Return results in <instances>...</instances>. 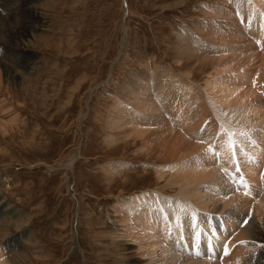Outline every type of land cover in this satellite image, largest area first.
Listing matches in <instances>:
<instances>
[{
  "label": "rangeland",
  "instance_id": "1",
  "mask_svg": "<svg viewBox=\"0 0 264 264\" xmlns=\"http://www.w3.org/2000/svg\"><path fill=\"white\" fill-rule=\"evenodd\" d=\"M30 1H39L32 6L39 8L29 12ZM2 3L0 0V16L9 17L12 26L8 64L27 72L14 80L1 73L5 82L0 87V104L6 111L0 109V204L7 214L0 219V259L8 252L10 264H131L142 258L144 243L154 255L159 254L156 246H162L172 225L161 226L132 200L155 190L173 196L179 191L167 185L173 170L166 168L165 157L149 156L139 140L121 138L109 145L105 141L115 133L107 123L114 104L120 105L118 117L124 122L151 128V120L134 106L138 89L124 86L125 82L130 86L138 82L135 72L143 80L155 68L153 72L165 80L153 85V91L167 86L171 108L162 109L167 128L199 146L186 165L195 164L198 170L200 162L216 169L228 164V159L236 164L247 154L256 158L254 147L264 148L263 132L261 138L256 136L258 130L253 126L264 119V12L254 0H12L10 10ZM28 18L37 29L35 40L28 36L26 26L19 25ZM179 34H184V44L193 50L191 57L204 60L202 65L191 68L184 46L177 48ZM20 39L29 42L22 49L15 47ZM218 63L222 66L216 67ZM242 69L248 75L244 85L240 84ZM226 80L240 93L258 92L251 99L259 104L254 109H262L257 119L240 112L243 102L241 106L233 99L232 104L218 101L222 93L228 94L214 84ZM212 85L218 91H211ZM153 91L150 102L155 107L158 102ZM234 104H240L239 108ZM224 121L234 125L227 127ZM210 128L215 130L214 140L208 139ZM224 133L243 137L235 157L228 154ZM150 159L157 161L151 163ZM69 160L72 165L66 167ZM247 162L239 161L242 172ZM116 163L127 164L131 170L123 176L107 174L105 166ZM144 163L146 167H142ZM159 168L162 173L169 171L162 181L155 173ZM246 186L252 193L248 203L254 212L251 217L264 225V214L258 209L264 205V188L254 195L250 182L242 183L244 189ZM254 197L261 200L253 201ZM231 234L229 242L234 240ZM257 247L264 251V245ZM257 264H264V259Z\"/></svg>",
  "mask_w": 264,
  "mask_h": 264
},
{
  "label": "bare ground",
  "instance_id": "2",
  "mask_svg": "<svg viewBox=\"0 0 264 264\" xmlns=\"http://www.w3.org/2000/svg\"><path fill=\"white\" fill-rule=\"evenodd\" d=\"M1 1L3 2L1 4L2 7H4L6 10H10V4H11L12 0H1ZM38 2L39 1H36V3H38ZM29 3L31 5L30 10H28L29 12H31V10H33L34 8H39L38 5L35 7H32L36 3H34V2L31 3V1ZM254 3L257 6L258 5L262 6L261 9L264 12V0H254ZM175 5H177V4H175ZM24 12L26 13V11H24ZM24 12H23V14H24ZM21 16L22 15H20V17ZM256 17H257V15L255 14L254 20L256 19ZM8 18L9 17L5 18L3 16H0V46H1L0 48L2 49V51L0 50V56H1L0 57V87L4 81V79H3L4 77L2 76L3 72H5L6 77L9 76V78L11 77L13 80L18 79V77L19 78L23 77L25 75V73L27 72L25 70V68H23V67L21 69L14 70L11 68V66H10L11 64H8L9 56H10L9 52L11 51L10 49H11V46L13 45L12 44L13 41L11 40V34H9V31L10 32L12 31V29H10L12 26L11 27L9 26V25H11V23H10L11 20ZM21 18H23V17H21ZM225 18H227V17H225ZM22 20H20V21H22ZM18 21H19V19H18ZM19 25L20 26H26L25 29L28 30V34H29L28 36L32 40L36 39L37 29H36L35 24H33L31 22V19L28 18L24 22H22L21 24L19 23ZM212 30H213V28H212ZM262 30L264 31V25L262 27ZM238 33H237V35H238ZM183 35L184 34H179V36L177 37V39H178L177 40V46H178L177 48H181L184 46V49H185L184 53H187L186 55L185 54L184 55L188 59V62L191 64V68L195 67L196 65H202L204 63L203 59H200V57L199 58L196 57L195 59L191 57V55L193 54V50L189 49V47L184 44ZM218 35H219V33H218ZM241 36H243V35H241ZM218 37H220V36H218ZM260 37H262V36H260ZM225 38H227V40L229 39L228 37H225ZM241 39H242V37H241ZM37 40H40V38H37ZM235 40H237L236 37H235ZM25 41L28 42L27 40H25ZM25 41L20 39V41L15 43V47L22 49V46H24V47L27 46ZM233 41L234 40L231 41L232 44H233ZM125 44H126V40L124 41V44L122 45L121 52L125 49ZM211 44H212V42H211ZM238 55H240V54H238ZM244 55H246V54H244ZM247 55H249V54H247ZM240 56H243V54H241ZM193 57H195V56H193ZM236 57H238V56H236ZM232 58H234V57L232 56ZM240 60H241V58H240ZM249 60H251V59H248V61ZM225 64H227V63H225ZM248 65H249V63H248ZM145 66L146 65L144 62V67ZM218 66H222V64L218 63L216 67H218ZM24 67H27V66H24ZM148 67L149 66H147V68ZM205 69H207V68H205ZM223 69L224 68H222L221 71ZM153 71H155V68ZM153 71L150 72V75L145 76L146 78L143 80L141 79V77H143V75H139L138 73L135 72V76H137L138 79L134 78V77L133 78L136 79L138 82L132 86H130L128 82H125V84H124V86H126L127 89H129V88L130 89H136V88L138 89L136 92L137 94H136L135 99H134V104H135L134 106H136L139 109V111H140L139 113L141 115H146L149 118V120H151L150 121L151 122L150 123V125H151L150 130H148V129L145 130L143 128L137 127V126L133 125V123L131 124L128 122H124L125 121L124 118H119L118 115H120V113L118 112V109H119L120 105L114 104L115 106L113 105V107H111L109 109V112H108L109 115H108V119H107V123L110 126V131H115V133L111 132L112 135H108L107 138L105 139V141L108 145L118 142L119 140H121V138L122 139L123 138H129V139L133 138L136 141H138V140L141 141L142 149L145 152H147L149 156H153L155 153H157L158 154V155H156L157 159L165 157L164 160L166 159L165 161L168 162V165L166 168H168V170H170V172H171V170H173V172L171 174L172 178L169 177L170 180L167 181L168 182L167 185L173 186L174 188L175 187L179 188V191L177 193L173 194V196L169 195V194L167 195L166 193H163L161 190H155V191H151V192L147 193L146 195L140 197L137 200L136 199L132 200V201H136L138 204H140V206H142L143 209H145L146 214H150L152 216V218L158 219L161 226H164L165 228L166 227L170 228V224H171L172 227L170 228L171 229L170 234L168 236H166L165 241L162 243V246L160 243H159L160 246H156L159 248V250H158L159 254L158 255H157V253L154 255L153 252L148 249V247H150V245L147 244V245H149L147 247V245L144 243L146 246L144 244H142L143 246L142 245L141 246L143 247V252L142 253L140 252L142 258L139 257L138 261H136L134 263L132 262L131 264H257L259 259H264V256L262 255V254H264V251L259 252L257 250V248H258L257 246L264 245V225H261V223L256 224L255 218L252 219L251 216L254 215V212L251 210V208L248 205V203L251 201V200L249 201V199H250L249 197H251L249 195H252V193H250L249 191L240 190V188L238 187V183H239L238 179H240V177H242L244 179L247 178L248 181L250 182L251 187L254 188V191H253L254 195L257 194L256 193L257 190L262 191V188H264V148L257 149L254 147L253 152L255 154H257V155H255L256 158H253V157L251 158L249 154L244 156V158H242L243 157L242 156L241 157L242 159L240 158L241 161H245V159L248 160L247 163L242 165L243 166V172L241 171V166L239 163L240 159L238 161L234 160V161H236V164H235V162L230 161L228 159L227 160L228 164H225L223 167L219 166L216 169H210L209 167L210 166L213 167L212 165H210L209 167L208 166L203 167V166H201V164H199L200 162H197V164L200 166V168H198V170L195 169V164L194 165L190 164L193 167H190V165H186L185 161H187L188 158L189 159L193 158V156H191V154H194L196 152V150H198L197 147H199V146L194 145L192 141L190 142V140L186 141L185 137H183L182 135L180 136V134L176 135V133H177L176 131L174 132V131H172V129L167 128V124H165V118L162 115V109L164 110V108H167L166 110H168L169 108H171V104L169 103V93L167 91V86L155 88L153 91V85H155L157 82H164L165 81V80L160 79V75L157 74L156 72H153ZM242 71H243V76H242V79L240 80L241 81L240 84L244 85L245 81H247L248 75L246 73H244L245 69H242ZM258 72H261V71H258ZM189 73L186 72V75H189ZM144 74H148V73H144ZM259 75H258V78H259ZM262 75H260V76L263 77ZM1 76L3 77L2 79H1ZM221 78H222V76H221ZM11 80H10V82H11ZM187 83H189V82H187ZM215 83L216 84H214V85L216 87L218 85V89L220 87H222L224 89L223 91H227L226 93L228 94V95H226L225 93H222L223 97L218 98L219 99L218 101H220L223 104L224 103H229V104L231 103L232 104V99H233L234 102L240 103L241 106H242V102H243L245 104L244 105L245 108L244 107L241 108L243 110L240 112H244V113H246V115L252 114V115H254V117L256 116V119H257V116H260V112L262 109H258V108L254 109V106L255 105L257 106L259 104L254 103L253 100H251L252 97L258 92L246 91V92L240 93V91H239L240 89L238 87L232 86L233 83L229 82L228 80H226L224 83L218 82V81H216ZM259 83H260V81H259ZM186 85H188V84H186ZM214 85H212L211 91H218L215 89L216 87ZM226 85L231 87V88H227ZM126 87L123 88L121 91L122 92L126 91ZM185 87H187V86H184V88ZM257 88H259V87H257ZM187 89L190 91V88H187ZM221 89H219V90L221 91ZM151 90L153 91V93H155L156 100L158 102V104H156L155 107H153L152 103L150 102V98L152 96ZM131 91H129V92H131ZM130 95H131V93H130ZM127 96H129V95H127ZM209 98H212V97H209ZM215 99L217 100V98H215ZM117 104H120V103H117ZM240 104H238V106ZM238 106H236V107L239 108ZM4 107L5 106H3V104H2V107H0V109L1 110L4 109V111H6V109ZM258 107H260V106H258ZM230 109L231 108H229V109L227 108L226 110H230ZM226 110H225V112H226ZM166 112L168 115V111H164L163 113H166ZM214 112H212V113H214ZM263 112H264V109L262 110L261 113H263ZM230 113H231V111H230ZM235 113H237V111H235ZM231 115L233 116V114H231ZM263 115L264 114H262V116ZM204 116H203V118H204ZM215 116L217 117V115H215ZM235 117H233V118H235ZM241 117H242V115H241ZM222 118H224L223 115H222ZM252 119H251V121L253 122ZM237 120H239V119H237ZM245 120H247V119H245ZM259 120H261L260 117H259ZM220 121H222V120H220ZM225 121H224V123L226 124ZM129 122H131V121H129ZM228 122L230 123L231 121H227V123ZM250 124H251V122H250ZM260 124L258 122L253 124V126H256V128L258 130V133L256 132L255 135L257 136L259 134V136L261 138V132H263L262 137L264 138V119H263L262 123L260 121ZM230 125H232V124H226L227 127H229ZM235 127H238L239 129L242 128V126H239V125H235ZM214 131H212V129L210 128L211 133L209 134V136L207 135L208 139L214 140V138H215ZM242 139H243V137L242 138L238 137L237 140L238 141L240 140V142H244ZM168 142H172L173 145L169 144ZM209 142L207 141V143H209ZM210 143H212V142H210ZM251 145H253V144H251ZM253 146L258 147L257 145H253ZM204 147H206V145H204L202 148H204ZM250 149L247 150L248 153L250 152ZM182 152H184V154H181ZM236 153H238V152L236 151ZM228 154L230 155V152ZM71 161L72 160L68 161L66 167H69L72 165ZM155 161H157V160L150 159L151 163H153ZM161 161H162V159H161ZM146 166L147 165L145 163H144V166L142 165V167H146ZM189 168L193 169V170H191V169L189 170L191 173L188 172V170H187ZM104 170L109 175L123 176V174H125L127 171H130L131 168H130V166H127V164L121 165V164L116 163V166L115 165L105 166ZM258 172H260V173L258 174ZM155 173L157 175L158 180L162 181L166 177L165 175L169 174V171H165V173H162L160 168H159V170H156ZM245 175H247V177ZM248 181H247V183H249ZM204 185H206V186H204ZM202 186H204V187H202ZM173 187H170V189ZM210 187H213L212 193L209 192ZM251 192H252V190H251ZM252 200L258 202L261 199L257 200V198L254 197ZM259 204H261V203H259ZM5 208L6 207L4 204L3 205L0 204V219L2 218V216L7 214V211ZM258 209H259L260 213H262V215H263L264 214V205L263 204L260 205ZM117 213H116V215H117ZM121 217L123 218V216H120V218H118L120 220V222L125 221ZM220 219H222V225H221ZM147 220H149V217L147 218ZM2 222L4 223V221H2ZM126 222H128V221H126ZM16 226H17V224H16ZM139 226H137V227H139ZM18 227H21V226L18 225ZM127 228H128V226H127ZM139 228H141V227H139ZM144 228L146 231V227H143L142 229H144ZM16 229H17V227H16ZM18 229H20V228H18ZM145 231H143V234ZM237 231H238V234H237ZM146 232L148 233V230ZM229 232H232L231 235H232V238L234 239V240H231L230 242L228 240L230 237V236H228ZM130 234H129V236H130ZM154 235H156V234H154ZM126 236H128V235H126ZM152 237H154V236H152ZM155 238L157 240L156 236H155ZM136 240H138V239H136ZM254 241L257 242V244H255ZM224 243L226 246H224ZM150 244L152 246V243H150ZM233 246H235L236 248H234L235 250H232L233 254H234V256L232 254V256H233L232 257L231 256V253H232L231 248ZM0 248H2V245L0 246ZM5 249H7V248H5ZM140 250H142V249H140ZM255 250H257L258 253H256ZM149 251H150V253H149ZM153 251H154V249H153ZM16 252H18V251H16ZM197 252H199V256L196 255ZM0 253H1V251H0ZM7 254H8V252H7ZM7 254L5 255V257L3 259H0V264H10V262L8 261ZM230 256H231V261L228 262V259ZM136 260H137V258H136ZM126 264H130V263H126Z\"/></svg>",
  "mask_w": 264,
  "mask_h": 264
},
{
  "label": "snow or ice",
  "instance_id": "3",
  "mask_svg": "<svg viewBox=\"0 0 264 264\" xmlns=\"http://www.w3.org/2000/svg\"><path fill=\"white\" fill-rule=\"evenodd\" d=\"M227 138V143L225 147L227 150L232 154L233 157L236 155V149L239 148V141L237 140V134L236 133H224L223 134ZM240 136L246 135L245 133H240ZM197 256H199V252L196 253Z\"/></svg>",
  "mask_w": 264,
  "mask_h": 264
}]
</instances>
